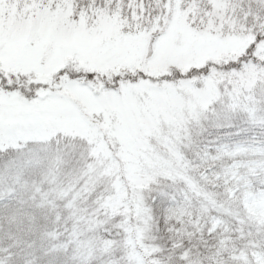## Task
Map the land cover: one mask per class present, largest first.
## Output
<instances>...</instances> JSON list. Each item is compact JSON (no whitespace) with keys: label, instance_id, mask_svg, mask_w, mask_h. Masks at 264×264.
<instances>
[{"label":"snow or ice","instance_id":"1","mask_svg":"<svg viewBox=\"0 0 264 264\" xmlns=\"http://www.w3.org/2000/svg\"><path fill=\"white\" fill-rule=\"evenodd\" d=\"M0 264H264V0H0Z\"/></svg>","mask_w":264,"mask_h":264}]
</instances>
